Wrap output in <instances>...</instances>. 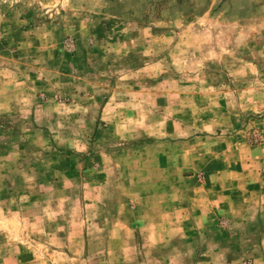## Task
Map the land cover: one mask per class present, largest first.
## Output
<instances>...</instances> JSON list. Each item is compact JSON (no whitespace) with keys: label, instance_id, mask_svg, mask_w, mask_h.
Instances as JSON below:
<instances>
[{"label":"rangeland","instance_id":"1","mask_svg":"<svg viewBox=\"0 0 264 264\" xmlns=\"http://www.w3.org/2000/svg\"><path fill=\"white\" fill-rule=\"evenodd\" d=\"M233 132L264 143V0H0V264H264V214L187 234L163 191Z\"/></svg>","mask_w":264,"mask_h":264},{"label":"crops","instance_id":"2","mask_svg":"<svg viewBox=\"0 0 264 264\" xmlns=\"http://www.w3.org/2000/svg\"><path fill=\"white\" fill-rule=\"evenodd\" d=\"M194 143L195 149L186 151L197 159L190 174L181 175L176 182L165 179L162 184L165 194L171 191L181 195L176 203L183 211L181 216L195 222H185L184 232L211 231L219 227L215 222L218 218L226 219L232 227L249 211L263 215L264 143L249 144L244 132L201 134ZM166 154L172 157V147Z\"/></svg>","mask_w":264,"mask_h":264}]
</instances>
